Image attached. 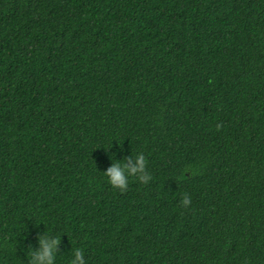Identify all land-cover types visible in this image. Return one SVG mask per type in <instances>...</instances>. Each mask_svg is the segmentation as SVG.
I'll list each match as a JSON object with an SVG mask.
<instances>
[{"label": "trees", "instance_id": "16d2710c", "mask_svg": "<svg viewBox=\"0 0 264 264\" xmlns=\"http://www.w3.org/2000/svg\"><path fill=\"white\" fill-rule=\"evenodd\" d=\"M44 233L55 264H264V0H0V264Z\"/></svg>", "mask_w": 264, "mask_h": 264}, {"label": "clouds", "instance_id": "9594fccd", "mask_svg": "<svg viewBox=\"0 0 264 264\" xmlns=\"http://www.w3.org/2000/svg\"><path fill=\"white\" fill-rule=\"evenodd\" d=\"M134 163L127 162V157L124 159H113L110 166L102 171L107 182L114 188L123 191L128 185L130 178H135L141 183L151 179L149 173L146 174V159L143 153L132 155ZM190 202V197L187 194L181 196V203L187 205ZM60 237H51L44 233L38 237L39 247L35 250L29 248L25 250L27 264H55V253L59 245ZM68 264H86L82 250L79 247H72L70 252V260Z\"/></svg>", "mask_w": 264, "mask_h": 264}]
</instances>
